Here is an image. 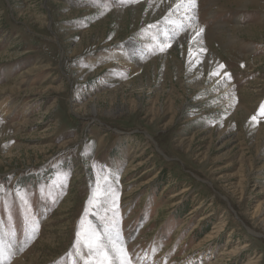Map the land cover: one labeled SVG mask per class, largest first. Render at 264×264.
I'll use <instances>...</instances> for the list:
<instances>
[{
	"label": "rangeland",
	"instance_id": "374dc122",
	"mask_svg": "<svg viewBox=\"0 0 264 264\" xmlns=\"http://www.w3.org/2000/svg\"><path fill=\"white\" fill-rule=\"evenodd\" d=\"M246 1L200 0L160 51L174 0H0V236L39 221L11 264H84L86 207L133 264H264V0ZM199 24L218 28L179 39ZM189 48L207 49L191 68ZM98 175L115 208L88 205Z\"/></svg>",
	"mask_w": 264,
	"mask_h": 264
},
{
	"label": "snow or ice",
	"instance_id": "6c2138e0",
	"mask_svg": "<svg viewBox=\"0 0 264 264\" xmlns=\"http://www.w3.org/2000/svg\"><path fill=\"white\" fill-rule=\"evenodd\" d=\"M117 2V0H96V3L99 7L107 8L110 3ZM119 3L135 2V0H118ZM196 0H177L175 5L176 9H183L182 15H184L185 20L195 21V12L196 9ZM167 19V18H166ZM169 23L174 24V33L179 34L181 31H186L184 24L182 22L169 21ZM155 27V25H150ZM204 29L200 28L196 33V38L200 37ZM165 37V43L159 44L160 51H165L166 48L171 46L172 35L168 31L163 33ZM156 39V37H153ZM206 48H198L193 50L189 48V65L190 68L195 64H200L202 61L200 56L206 52ZM217 70L210 71L209 77L219 76L220 70H223L225 66L223 64H217ZM224 76L231 78L227 72H224ZM234 100V97H233ZM260 118H264V103H261L257 113L250 117V122L255 126L260 122ZM92 167H96L95 164ZM109 175L114 177V173H109ZM104 184L103 189H101L99 182V175L97 181V187L93 192L92 197L88 200V205L91 207L93 205L103 207L109 202L112 206L116 207V200L119 199L118 192H115L112 188V184L109 181V176L105 175L103 177ZM63 186L62 184L60 185ZM90 215H95V213H90V208L86 207L84 209V214L79 222V230L76 232L75 238V251L76 255L84 261V264H133V259L130 253L126 248V243L122 235V230L120 228V222L118 219L106 220L103 223V229L100 230L97 228L93 220L88 219ZM118 210L114 213V217H118ZM100 219L103 220L101 217ZM39 229V221L33 219L30 225L26 224L24 228L25 239L17 240L15 238V232L11 233L10 239L6 242L2 236H0V264H11L12 256L15 254V251H23L25 245L31 239H34ZM18 245V247H17ZM81 245L87 249L86 253L81 252ZM71 256V253L68 254Z\"/></svg>",
	"mask_w": 264,
	"mask_h": 264
},
{
	"label": "bare ground",
	"instance_id": "6f19581e",
	"mask_svg": "<svg viewBox=\"0 0 264 264\" xmlns=\"http://www.w3.org/2000/svg\"><path fill=\"white\" fill-rule=\"evenodd\" d=\"M154 1H157V0H154ZM199 1L200 0H196V9L194 10V12H195V14H196V11H197V8H198V3H199ZM232 1V0H231ZM235 1H237L238 3H240L242 0H235ZM244 2H245V4H246V0H244ZM176 3H177V0H174V2L170 5V7H169V14H171V17H173L172 15L174 14V13H176V12H179V14L177 15V16H179L178 18L179 19H173L172 21H176V22H178L179 23V21H181V20H184V15H186V14H184V15H182V13H183V9H176L175 8V5H176ZM243 3V2H242ZM242 3H240V4H242ZM245 7V8H247V6L248 5H241V6H239V7ZM170 17V18H171ZM240 17V16H239ZM174 18H176V15L174 16ZM172 19V18H171ZM236 19V18H235ZM239 19V18H238ZM237 20V19H236ZM241 21V20H240ZM241 24V23H240ZM242 26L243 25H236V27H241L242 28ZM174 28H175V25L174 24H171V23H169V24H167V26L165 27V31H168L169 32V34H172L173 36H172V40L171 41H173L174 39H175V33H174ZM190 29H191V27H189ZM200 28H203L204 29V31H203V33L200 35V37H198V38H196V33L199 31V29ZM218 28V26H216V27H212V29H206L204 26H202V25H195L194 27H192V32H189V33H184L185 35L184 36H181L179 39H185L186 37H188L187 35H189V34H191V36L193 35L196 39H200V38H202V36H204V35H206V36H208V37H211V36H213V35H215V33H216V29ZM233 29V28H232ZM164 36V35H163ZM217 36V35H216ZM164 39H165V37H164ZM118 59L119 60H121V63H122V65H124V66H126V67H128L129 69H134L135 67H136V64H137V62L136 61H138V59H140V56H138L137 54H130V53H124V52H121L120 54L118 53ZM216 64H220L219 63V59L218 58H216ZM138 66V65H137ZM43 67H40V66H35V67H32L31 69H29L26 73H24L23 74V77H26V76H28V75H30L31 77H32V74H34V73H37L38 71H40L41 69H42ZM224 71V70H223ZM225 71H226V69H225ZM224 71V72H225ZM224 72L222 73V74H224ZM227 72V71H226ZM23 81H24V79H22ZM2 99H3V97H0V110L1 111H3V110H5L6 109V104H5V101H2ZM6 114H9V110L7 111H5L4 112V115H6ZM0 115H2V113H0ZM3 223V222H2ZM1 223V224H2ZM0 224V225H1ZM3 233H4V231H3ZM9 239L8 238H6L5 239V241L7 242ZM17 247H18V245H17ZM12 264H26V255H24V256H20V257H18L16 260H15V262L14 263H12Z\"/></svg>",
	"mask_w": 264,
	"mask_h": 264
}]
</instances>
